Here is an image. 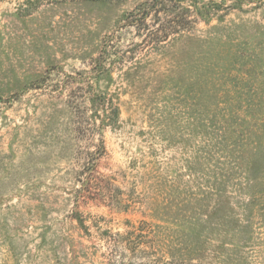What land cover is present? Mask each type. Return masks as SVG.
<instances>
[{
    "label": "rangeland",
    "instance_id": "rangeland-1",
    "mask_svg": "<svg viewBox=\"0 0 264 264\" xmlns=\"http://www.w3.org/2000/svg\"><path fill=\"white\" fill-rule=\"evenodd\" d=\"M146 1L0 0V264H264V0L152 41ZM109 105L115 202L77 201Z\"/></svg>",
    "mask_w": 264,
    "mask_h": 264
},
{
    "label": "trees",
    "instance_id": "trees-1",
    "mask_svg": "<svg viewBox=\"0 0 264 264\" xmlns=\"http://www.w3.org/2000/svg\"><path fill=\"white\" fill-rule=\"evenodd\" d=\"M212 4L216 5L215 3ZM184 5V0H147L136 11L128 15L127 21H130L129 25L138 31L144 30L146 32L145 38L148 37L150 41L152 38H166L168 36L166 35L167 30H171L173 33L177 30L174 27L176 22L173 21H179L177 24L179 28H186L195 21L193 15L197 14V3L191 0L187 2V7ZM149 21L157 24L156 27H152L148 23ZM101 99L107 102L105 98L101 97ZM111 106L109 105L105 119H100L99 124L92 120L86 125V132L89 137L86 138L85 143L88 149L81 153L80 155L83 156L79 158L78 166L80 169L77 177L79 187L75 190L77 201H99L103 204L105 202L114 204L115 202L114 196L109 191L112 179L106 178L98 171V162L106 155V149L102 139H95V134H98V131L102 130L105 125L113 123L117 118V110ZM225 131L226 129L219 131L221 136L218 137L220 141L218 146L226 140ZM219 150L223 153V149Z\"/></svg>",
    "mask_w": 264,
    "mask_h": 264
}]
</instances>
